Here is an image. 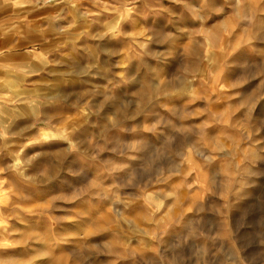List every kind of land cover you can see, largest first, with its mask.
Returning <instances> with one entry per match:
<instances>
[{
  "label": "rangeland",
  "instance_id": "obj_1",
  "mask_svg": "<svg viewBox=\"0 0 264 264\" xmlns=\"http://www.w3.org/2000/svg\"><path fill=\"white\" fill-rule=\"evenodd\" d=\"M0 15V264H264V0Z\"/></svg>",
  "mask_w": 264,
  "mask_h": 264
},
{
  "label": "crops",
  "instance_id": "obj_2",
  "mask_svg": "<svg viewBox=\"0 0 264 264\" xmlns=\"http://www.w3.org/2000/svg\"><path fill=\"white\" fill-rule=\"evenodd\" d=\"M6 17H8V16H6V15L5 16H2V15H0V41H3L2 46H4V47L7 46L8 44L2 38V33H1L3 31L2 23L4 24L5 21H9L10 20L9 19L10 17L8 19H6ZM18 19H22V16H19ZM12 45H16V43H12Z\"/></svg>",
  "mask_w": 264,
  "mask_h": 264
}]
</instances>
